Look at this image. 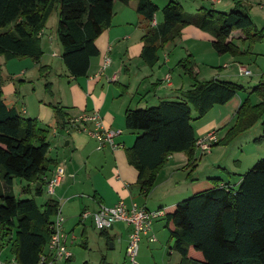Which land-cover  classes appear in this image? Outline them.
<instances>
[{
    "label": "trees",
    "instance_id": "trees-1",
    "mask_svg": "<svg viewBox=\"0 0 264 264\" xmlns=\"http://www.w3.org/2000/svg\"><path fill=\"white\" fill-rule=\"evenodd\" d=\"M117 1L128 5L132 0H0V57L6 61L29 58L39 63L44 56L40 33L59 3L57 35L63 49L62 61L74 78L87 77L91 59L99 56L96 40L111 27ZM250 10L240 2L229 13L202 9L190 14L178 1L170 0L162 9L163 22L144 36L141 57L154 67L159 62V52L180 38L182 30L191 24L214 37L213 47L218 54L244 55L229 41L233 32L241 31L246 36L248 52L264 40V31L257 29ZM137 12L150 23L159 7L153 0H139ZM179 65L195 82L184 100L165 101L145 109L128 108L125 114L126 128L137 132L127 156L138 171L137 184L144 198L149 197L171 155L184 153L187 166L196 167L198 138L194 122L244 90L241 85L216 79L200 82L194 73L192 55ZM44 69L40 67L41 77H45ZM7 81L0 64V234L2 241L9 238L10 252L18 264H39L51 238V218L59 203L50 200L39 206L36 198L43 196L47 183L42 177L55 162L48 157V131L38 119L25 118L7 103ZM45 90L53 94L51 82H46ZM252 94L261 102L252 105L249 99L245 101L234 126L227 130L225 143L263 118L264 79ZM50 107L56 125L65 128L68 119L63 108L53 104ZM262 125L264 130V121ZM15 179L35 183L34 197L18 198L13 190ZM213 186L178 202L175 211L166 215L168 224L174 226L170 239L173 249L181 255L179 264H264V159L241 177L238 187L221 185L220 179H213ZM191 247L202 253V262L189 257ZM72 262L70 258L66 264ZM99 264L111 263L103 257Z\"/></svg>",
    "mask_w": 264,
    "mask_h": 264
},
{
    "label": "crops",
    "instance_id": "crops-1",
    "mask_svg": "<svg viewBox=\"0 0 264 264\" xmlns=\"http://www.w3.org/2000/svg\"><path fill=\"white\" fill-rule=\"evenodd\" d=\"M138 1L132 0L128 5L115 2L112 25L96 40L99 56L91 59L87 77L74 78L70 75L62 61V46L59 52L56 51L53 36L46 38V29L40 33L44 56L39 63L29 58L6 61L0 57L4 74L8 77L9 84L13 86V92L9 94L4 85L7 103L16 108L25 118L38 119L41 127L48 131L50 144L48 157L55 163L42 178L49 179L59 176L60 183L53 196L47 194L45 186L42 196V198L46 196L45 200L41 203L37 199L36 201L39 206H43L46 202L53 200L62 207L71 252L79 238L81 247L87 249L89 246V227L94 229L95 226L92 217L81 220L80 216L85 210L96 212L100 205L111 207L120 201L127 204L136 202L139 205H143L145 201L144 204L149 210L163 209L166 215L175 211L180 199L169 201L171 197L166 192L162 194L159 201L153 198L155 195L148 198L141 195L137 184L138 171L129 164L127 156L137 133L125 134L124 129H127L125 114L128 108L145 109L146 107L139 108V106L156 99L158 100L157 105L165 101H182L185 94L194 89L195 82L179 65L180 61L186 59L188 55L193 56L196 63L194 73L200 82L216 79L241 85L244 89L225 105H216L202 119L194 122L198 139L212 132H216L218 136L227 133V130L235 124L237 113L247 99L252 105L261 102V99L256 94H252V91L264 79V40L254 44L248 52L249 43L245 41L246 36L241 31H235L229 41L245 54L239 57L229 54L221 55L213 47L214 37L199 26L191 24L182 30L180 38L159 52V62L154 67H150L141 57L144 47L143 38L150 28H157L158 24L163 22L164 17L161 11L170 0H153L159 7V12L153 20L156 25L153 21L148 23L137 12ZM210 1L213 4H223L222 0L216 3ZM229 3L225 0L226 6ZM198 7L193 3L192 11L186 12L197 14L200 11ZM233 9L231 5L229 12ZM255 9L257 7L251 6L250 17L257 29L264 31V27L261 28L254 17ZM219 12L226 13V11ZM45 38L49 49L45 48ZM55 53L56 56L53 55ZM107 62L109 64L105 66ZM41 66L46 67L42 71L45 77H41ZM242 68L251 73L242 75ZM208 72L210 75L206 77ZM62 76L66 77V82ZM186 76L189 80H186ZM34 80L51 82L53 94L48 95L44 89V99H39L34 103L22 98V89L31 87L30 83ZM51 104L62 107L66 113L68 120L65 128H59L56 125ZM94 111L99 112L108 129L122 132L115 140L120 147L112 149L107 146L103 150H98L97 141L94 138L86 132L73 128L72 124L70 125V121L82 113ZM89 127L93 128V125L90 124ZM261 130L262 128H259L256 134H263ZM173 155L169 158L171 159ZM228 168V174L231 175L233 172L235 180L232 181L231 178L224 180L225 176L221 173L216 175L217 179L221 180V185L230 184L238 187L241 177L247 172H245L244 163L237 161L232 169ZM188 185L187 194H196L214 187L208 182L207 177H198ZM21 188L22 195L34 197L35 183H28L27 186ZM25 188L27 189L24 191ZM166 215L154 223L151 235L149 234L154 235L157 241L151 242L149 235L142 237L141 242L146 243L147 247L153 245V247H148L149 250L152 248L154 251L162 248L168 249L169 246L173 249L168 236L170 233H166L164 228H168L171 232L174 226L172 223L168 224V221H162ZM52 219L53 217L51 221ZM131 231L132 227L118 223L105 233L100 231L97 240L102 245L104 239V245L108 250H115L118 244L121 248L123 243H126L127 248ZM8 240L9 238L2 241L0 234L2 244L0 255L1 257L2 254L4 255L2 258L4 261L14 257L10 252L11 245ZM175 253L180 257L177 261L175 260V264H179L181 261L179 253L170 250L169 256L173 257ZM143 255H147L146 250L143 251ZM74 256L72 252L73 262ZM103 257L109 260L108 253L102 255L101 260ZM189 257L199 262L203 261L202 253L193 247L189 249ZM101 260L96 264H99Z\"/></svg>",
    "mask_w": 264,
    "mask_h": 264
},
{
    "label": "rangeland",
    "instance_id": "rangeland-1",
    "mask_svg": "<svg viewBox=\"0 0 264 264\" xmlns=\"http://www.w3.org/2000/svg\"><path fill=\"white\" fill-rule=\"evenodd\" d=\"M180 1V2H179ZM223 4H213L210 0H178V2L182 5L185 11H192L191 5L195 3L200 10L202 9H216L219 11H226L228 13L230 11L231 5L235 7L238 3H243L247 5L248 8L251 9V6L257 7L254 11V17L256 21L261 25V28L264 27V0H228L230 3L226 6L225 0H222ZM236 1V2H235ZM203 7V8H202ZM228 7V8H227ZM202 8V9H201ZM226 9V10H225ZM60 11L61 4H57L54 6L53 14L47 24L46 27V38L50 35L54 38V44L56 45V51H60L61 44L58 39L57 29L60 19ZM162 12V11H161ZM161 14V13H159ZM44 39L45 48L49 49V44L47 43V39ZM264 42V41H263ZM261 44V43H260ZM264 49V45H263ZM59 71V70H57ZM210 72L206 74V77H209ZM62 79L66 82V77L62 76ZM186 80L189 78L186 76ZM49 81V80H47ZM7 81L5 84L6 91L10 94L13 92V86L8 85ZM31 87L23 88L22 98H25L29 102H38L39 99H44V89H45V81H37L34 80ZM158 100H151L150 103H145L140 107H153L158 104ZM263 118L257 121L253 126L243 130L240 135L235 137L229 144L225 143L227 140H224L226 133L218 136V142L222 141L218 145H213L211 150L202 154L197 152V161L195 162V168H189L188 165V157L184 153L174 154L171 159L169 158L168 163L163 167L161 172L158 175L157 182L150 193L149 197H153L156 201H159L162 198V194L166 192V194L171 197L169 201L180 199V201L192 197L194 194H187V189L189 188V183L198 177H207L208 182L213 186V179H217L216 176L218 173L223 174L225 177L224 180L231 178L232 181L235 180L233 176V172L229 173V168H233V164L237 161H241L244 163V168L246 167V171H249L259 160L264 159V130H263ZM234 126V125H233ZM232 126V127H233ZM259 128H262L263 134L258 133ZM125 134L134 133L135 131H130L124 129ZM137 133V132H136ZM217 142V143H218ZM174 169H176L174 171ZM224 171V172H223ZM226 172V173H225ZM16 183L13 186V190L15 195H17L20 199H29L31 196L22 195V186H27L28 182L22 179H15ZM173 191V192H172ZM44 198L37 197L36 199L41 203ZM142 201V200H140ZM145 203V201H144ZM143 203L142 206H145ZM142 204V202H140ZM146 207V206H145ZM163 222H167V219H162ZM67 225V224H66ZM89 246L87 249H84L80 245V238L77 240L76 245L72 247V252L74 253V262L73 264H83L84 262H89L90 264H96L101 260L102 255L108 253L109 260L108 262L111 264H128V259L126 257V243L121 245H117L115 250H108L104 245L105 240L103 239V244L100 245L98 243L99 232L97 229H92L89 227ZM166 233H170L168 228H164ZM79 234V232H77ZM170 237V235H168ZM143 240V239H142ZM140 242V252L138 261L140 264H175L177 259L180 258L176 253L173 257L169 256V251L174 250L169 246L168 249H158L154 251L148 247L146 243ZM1 247L2 244L0 243ZM158 245V244H155ZM3 250V249H2ZM146 250L147 255H143V251ZM176 251V250H174ZM177 252V251H176ZM178 253V252H177ZM1 259L4 258L2 254ZM176 260V261H175ZM175 261V262H174ZM59 264H64V261H60Z\"/></svg>",
    "mask_w": 264,
    "mask_h": 264
},
{
    "label": "built area",
    "instance_id": "built-area-1",
    "mask_svg": "<svg viewBox=\"0 0 264 264\" xmlns=\"http://www.w3.org/2000/svg\"><path fill=\"white\" fill-rule=\"evenodd\" d=\"M212 1L216 3L219 0ZM153 24L156 25V22L153 21ZM53 55L56 56L57 54L55 53ZM108 64L109 63L107 62L105 66ZM102 70H104V68ZM250 73V71L244 68L241 69L242 75H248ZM23 113H25V110H23ZM70 122V125L72 124L73 128L86 132L94 138L97 141L98 150H103L107 146L112 149L120 147L115 140L122 132L120 130L108 129L98 111L82 113ZM90 124L93 125V128L89 127ZM217 142L218 134L216 132L209 133L205 137L197 140V152L206 154ZM44 179L47 183V194L53 196L57 186H59L60 177L54 176L49 179ZM165 215L166 212L163 209L149 210L147 207L139 205L136 202L127 204L124 201H120L111 207L100 205L96 212L85 210L80 217L82 221L92 217L94 226L99 231H109L118 223H124L127 226L132 227L126 248V257L128 259V264H140L138 257L142 237L149 235L154 223ZM65 222L66 218L63 214L62 207L59 206L51 221L50 241L40 256L39 264H58L61 260L67 261L72 258V252L69 249L68 243L69 234L65 229ZM150 241L155 242L157 239L152 235L150 236ZM0 264H18V262L14 257L8 261H4L0 258Z\"/></svg>",
    "mask_w": 264,
    "mask_h": 264
}]
</instances>
